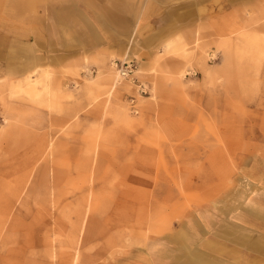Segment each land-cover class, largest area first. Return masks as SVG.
Returning <instances> with one entry per match:
<instances>
[{
	"label": "rangeland",
	"instance_id": "rangeland-1",
	"mask_svg": "<svg viewBox=\"0 0 264 264\" xmlns=\"http://www.w3.org/2000/svg\"><path fill=\"white\" fill-rule=\"evenodd\" d=\"M121 51L24 74L0 55V264H264V0H208L151 72L173 78L138 66L146 94Z\"/></svg>",
	"mask_w": 264,
	"mask_h": 264
},
{
	"label": "crops",
	"instance_id": "crops-1",
	"mask_svg": "<svg viewBox=\"0 0 264 264\" xmlns=\"http://www.w3.org/2000/svg\"><path fill=\"white\" fill-rule=\"evenodd\" d=\"M207 1L38 0L37 7L20 10L19 21L11 17L13 12L0 13V55L8 64L12 63V58L19 57L23 74L30 65L33 68L50 67L59 72L65 66L76 65L82 55L83 58L91 57L103 51L101 53L107 56L108 49L118 48L122 49V54L132 56L143 78L171 79L172 74L161 77L160 73H151L154 67L171 64V58L159 59V54L169 41L185 32L198 30L204 24ZM19 41L20 45L14 49L13 42ZM181 65L182 61L176 62V66ZM71 79H64L67 91L72 90ZM195 79L181 84L198 82L200 76ZM148 84L151 87L149 81ZM183 88H158L155 95L161 98L163 90H167L168 98L180 97L184 94ZM146 98L151 99L152 96ZM151 102L154 105V101ZM168 107L172 111L184 110L179 104ZM149 124L150 128L154 127V122L149 121ZM261 127L256 126L259 133ZM259 161L264 164V161ZM251 207L262 208L255 204Z\"/></svg>",
	"mask_w": 264,
	"mask_h": 264
},
{
	"label": "built area",
	"instance_id": "built-area-1",
	"mask_svg": "<svg viewBox=\"0 0 264 264\" xmlns=\"http://www.w3.org/2000/svg\"><path fill=\"white\" fill-rule=\"evenodd\" d=\"M110 66L115 69L121 78L131 81L136 86L137 91L140 94L148 93L149 89L147 84L140 81L136 76L138 65L134 59H113L110 62ZM131 102H133V100H131Z\"/></svg>",
	"mask_w": 264,
	"mask_h": 264
},
{
	"label": "bare ground",
	"instance_id": "bare-ground-1",
	"mask_svg": "<svg viewBox=\"0 0 264 264\" xmlns=\"http://www.w3.org/2000/svg\"><path fill=\"white\" fill-rule=\"evenodd\" d=\"M2 4V3H1ZM110 66V65H109ZM111 68H110V71L112 72V73H116L115 75H117L118 76V78H120V79H122L119 75H118V73L115 71V69L112 67V66H110ZM260 117V121H259V118H257V117H255L254 116V120L256 121L255 122V124H257V125H262V124H264V116H262V115H259ZM250 118V117H249ZM262 119V120H261ZM210 120V119H209ZM250 129H251V127H250ZM262 166H264V165H262ZM261 167V166H260ZM262 168H264V167H262ZM259 212V211H258ZM188 263L189 264H197L195 261H193V259H189V261H188Z\"/></svg>",
	"mask_w": 264,
	"mask_h": 264
}]
</instances>
